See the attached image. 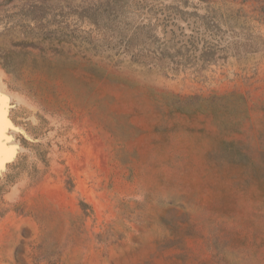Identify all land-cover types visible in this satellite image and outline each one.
Masks as SVG:
<instances>
[{"label":"rangeland","instance_id":"obj_1","mask_svg":"<svg viewBox=\"0 0 264 264\" xmlns=\"http://www.w3.org/2000/svg\"><path fill=\"white\" fill-rule=\"evenodd\" d=\"M0 136V264H264V0H0Z\"/></svg>","mask_w":264,"mask_h":264},{"label":"water","instance_id":"obj_2","mask_svg":"<svg viewBox=\"0 0 264 264\" xmlns=\"http://www.w3.org/2000/svg\"><path fill=\"white\" fill-rule=\"evenodd\" d=\"M10 101L11 100H9L8 104H7V108H8L7 109V114L9 113L10 106L12 104ZM14 154H15V149H14V153L12 154V156H9V157L5 158L6 160H4V162H3V167H1L0 169L4 168L6 166L7 162L10 161L14 157Z\"/></svg>","mask_w":264,"mask_h":264},{"label":"bare ground","instance_id":"obj_3","mask_svg":"<svg viewBox=\"0 0 264 264\" xmlns=\"http://www.w3.org/2000/svg\"><path fill=\"white\" fill-rule=\"evenodd\" d=\"M5 98V97H4ZM8 99V98H7ZM14 99V98H13ZM8 101V100H7ZM2 107H4V106H2ZM4 109V108H3ZM8 118V117H7ZM7 126V125H6ZM10 126H11V124H10ZM14 126V125H13ZM17 129V128H16ZM6 133V132H8V131H3L2 133ZM5 133H4V135H5ZM0 137H2V136H0ZM12 137V136H11ZM2 139V138H1ZM4 139V138H3ZM2 139V140H3ZM10 140V139H9ZM8 141V140H7ZM11 141V140H10ZM6 143V142H5ZM9 142H7V144H8ZM6 145V144H5ZM7 146V145H6ZM8 148V147H7Z\"/></svg>","mask_w":264,"mask_h":264}]
</instances>
